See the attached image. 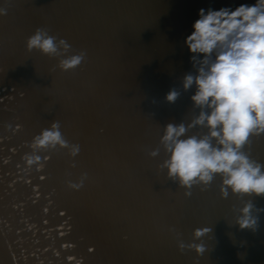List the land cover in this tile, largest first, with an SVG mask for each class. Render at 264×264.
Masks as SVG:
<instances>
[{
    "label": "water",
    "instance_id": "obj_1",
    "mask_svg": "<svg viewBox=\"0 0 264 264\" xmlns=\"http://www.w3.org/2000/svg\"><path fill=\"white\" fill-rule=\"evenodd\" d=\"M255 2L0 0V264H264V213L252 232L239 230L234 211L248 199L264 208V197L221 199L219 176L187 197L158 167L163 127L199 111L195 89H182L196 72L184 41L198 10ZM37 28L66 40L69 54L86 52L85 61L53 71L58 58L26 50ZM172 88L181 92L174 104L165 100ZM54 120L79 155L42 153L45 167L26 169L28 142ZM251 145L264 163V137ZM83 173L84 186L68 188ZM198 227L212 229L196 241L206 252H181L177 234L191 243Z\"/></svg>",
    "mask_w": 264,
    "mask_h": 264
},
{
    "label": "clouds",
    "instance_id": "obj_2",
    "mask_svg": "<svg viewBox=\"0 0 264 264\" xmlns=\"http://www.w3.org/2000/svg\"><path fill=\"white\" fill-rule=\"evenodd\" d=\"M4 15L7 7H0V16ZM198 17L184 41L196 72L184 75L182 89H195L191 101L199 111L187 124L168 123L163 127L159 143L166 158L158 167L166 169L168 179L184 188L187 197L192 195L194 186L207 190L217 176L221 180V199H227L230 193L241 198L264 197V163L251 156V139L264 137V0L240 4L234 10L228 6L218 10L200 8ZM25 47L29 52L36 50L58 58L53 71L75 70L86 58L84 51L69 54L71 45L50 35L45 28H37L26 39ZM180 95L172 88L165 100L174 104ZM192 129L206 131L189 135ZM27 146L30 151L22 160L26 169L37 172L50 159L42 153L66 149L75 158L81 150L78 143L65 138L60 122L55 120L34 135ZM160 150L158 147L148 154L155 158ZM86 177L87 173H83L79 182L68 180V188L79 191ZM234 211L238 213L235 224L239 230H258L259 214L264 213V208L248 199ZM211 232L209 227L195 228L193 242L187 244L177 234L178 249L203 256L206 246L196 241Z\"/></svg>",
    "mask_w": 264,
    "mask_h": 264
},
{
    "label": "snow or ice",
    "instance_id": "obj_3",
    "mask_svg": "<svg viewBox=\"0 0 264 264\" xmlns=\"http://www.w3.org/2000/svg\"><path fill=\"white\" fill-rule=\"evenodd\" d=\"M17 130H19V125L17 126ZM40 179H41V180H44V179H45V176H44V175H41V176H40ZM61 215H63V213H61ZM65 247H68V245H65ZM90 251H91V249H90ZM73 259H74V258L71 257V256L68 257V260H69V261H72ZM77 264H78V262H77Z\"/></svg>",
    "mask_w": 264,
    "mask_h": 264
}]
</instances>
